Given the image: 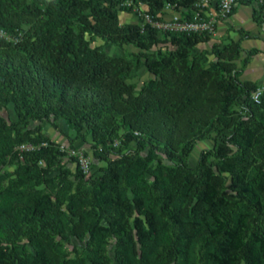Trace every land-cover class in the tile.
I'll return each mask as SVG.
<instances>
[{"label": "trees", "instance_id": "16d2710c", "mask_svg": "<svg viewBox=\"0 0 264 264\" xmlns=\"http://www.w3.org/2000/svg\"><path fill=\"white\" fill-rule=\"evenodd\" d=\"M195 1L0 0V31L16 38L0 37V166L14 165L0 186V264H264V88L255 102L258 84L240 78L251 35L200 48L205 31L160 37L118 16ZM106 44L137 48L152 78L135 91L133 61ZM43 122L89 145L88 174ZM22 142L38 147L13 149Z\"/></svg>", "mask_w": 264, "mask_h": 264}, {"label": "rangeland", "instance_id": "374dc122", "mask_svg": "<svg viewBox=\"0 0 264 264\" xmlns=\"http://www.w3.org/2000/svg\"><path fill=\"white\" fill-rule=\"evenodd\" d=\"M128 3L130 1H127ZM195 2L198 3V5H194L193 3V7L188 9H184L183 11H180L172 8L171 5L169 4H165L161 9L156 10L154 12V16H156L157 18H160L162 20H169L173 15H177L179 16L181 19H188L191 18L193 16V13L196 9H198L199 11L203 12L204 10H208L207 9V4L208 1L205 0H196ZM200 3V4H199ZM131 7H132V12L131 13H124V12H119L118 16L120 18L121 21H125V22H130V23H137V24H141L140 22V17L143 16V14L146 12L147 7L144 5H134L133 3H130ZM188 13V17L185 15V13ZM215 28V25H214ZM215 30L213 33H208V35L214 36L215 35ZM163 31H159V36H162ZM0 37L3 38L4 40H16L15 37H13L12 34L10 33H5L0 31ZM231 39H228V41ZM227 41V42H228ZM211 43L214 44H218V45H222L225 44L226 42H223V40H215ZM210 42L207 43H198V46L200 48H208L209 45L211 44ZM98 45H102V41L98 38H96L91 44L90 46H98ZM161 46H167L169 48H171V46L169 44H156L151 48V52H155L158 48H162ZM104 50L106 51L107 54H109L110 56L113 57H124L127 59H130L133 61V68L131 70V74H130V82H132L135 85V91H137L141 84L145 81H147L148 79L152 78V75L149 74L145 67L142 64L141 59L139 61H136L134 59V57L138 54L139 50L137 48H135L132 45H122V46H117V45H112V44H106L103 46ZM210 58H212L211 56H209ZM40 133L43 134L44 136H47L48 138H50L51 140H53L54 142H56L58 148L62 147L64 150H70L73 149V146H75L76 141L75 140L72 144H70L67 140H65V138L63 136H61V134L57 131L56 128L51 127L49 124H47L46 122H43L40 124ZM87 140H89V138H86ZM119 141V139H115L114 144H117ZM22 143H30V142H22ZM32 144V143H31ZM212 144V142L209 139L203 140V141H197L192 150L188 153L187 155V163L189 165H194L195 161H196V157H197V152L201 149H207L208 147H210ZM128 148H133L132 144L128 145ZM77 151L82 152L84 155H88L89 153V145L87 143H81L79 146H77L76 148ZM68 158H71L70 156L66 155L64 159L66 160V163L68 166H70V161L68 160ZM14 168L13 164H7L4 166H0V186L5 184V174L8 173L9 175L11 174L12 170ZM55 172H50L49 175L54 174Z\"/></svg>", "mask_w": 264, "mask_h": 264}, {"label": "crops", "instance_id": "0c3cea01", "mask_svg": "<svg viewBox=\"0 0 264 264\" xmlns=\"http://www.w3.org/2000/svg\"><path fill=\"white\" fill-rule=\"evenodd\" d=\"M208 1L207 9H214L217 0ZM258 0H235L232 5L231 13L222 20H218L215 24V35L209 36L208 42L215 40L228 39L234 41L239 39L237 29H242L248 32L251 36H245L241 40V45L244 48H256L257 51L251 56L240 78L242 80L250 79L258 85L264 84V30L262 24L256 21L257 14L255 11L264 13V7H259ZM184 9L180 10L183 11Z\"/></svg>", "mask_w": 264, "mask_h": 264}, {"label": "built area", "instance_id": "2783aa9c", "mask_svg": "<svg viewBox=\"0 0 264 264\" xmlns=\"http://www.w3.org/2000/svg\"><path fill=\"white\" fill-rule=\"evenodd\" d=\"M234 1L235 0H217L214 9L204 10L203 12L196 9L193 13V16L188 19H181L179 16L173 15L169 20H162L145 12L143 16L140 17L141 24L139 26L141 30L143 29L144 24H148L150 27L163 32L190 33L193 31H205L213 33L214 25L218 20L225 19L228 16ZM258 1L262 2L264 0ZM194 5H198V3L194 2ZM171 7L174 8V6L172 5ZM263 88L264 84H260L250 92V97L253 101H259V95ZM40 145H45V142H41ZM37 147L38 146L33 143H19L15 145L13 149L18 152H22L32 151ZM59 149L64 150L62 147H60ZM65 152L66 155L75 158L76 163L83 174L89 173L90 158L88 155L86 156L82 152H79L74 148L65 150Z\"/></svg>", "mask_w": 264, "mask_h": 264}]
</instances>
